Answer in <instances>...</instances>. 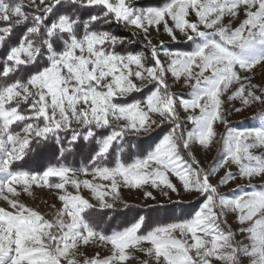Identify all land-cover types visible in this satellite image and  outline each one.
I'll list each match as a JSON object with an SVG mask.
<instances>
[{
	"label": "snow or ice",
	"instance_id": "6c2138e0",
	"mask_svg": "<svg viewBox=\"0 0 264 264\" xmlns=\"http://www.w3.org/2000/svg\"><path fill=\"white\" fill-rule=\"evenodd\" d=\"M30 3L33 9L26 11L22 0H0L4 25L0 26V46L16 27L25 26L18 42L8 49L0 71V193L18 196L14 186L28 194L33 186L48 187L61 193L62 207L53 222L4 196L12 211L0 208V264H124L129 248L145 252L150 264H213L214 260L237 264L240 254L250 257L251 264H264V191H244L230 198L210 182L216 170L230 165L238 168L241 178L264 177V155L252 151L264 148V128L228 129L218 141L220 159L207 170H201L198 161L185 159L181 151L187 152L193 143L210 148L215 141L214 123L224 122L220 97L230 84L241 80L236 69L251 71L264 63V0H169L162 7L147 8L136 7L130 0ZM63 4L69 9L56 15ZM81 9L97 11L82 19L78 14ZM241 11L244 19L239 27L230 29L222 23L226 16L237 17ZM52 15L56 18L46 23ZM191 15L195 21L189 20ZM110 23L130 27L136 36L143 33L148 51L117 52V44L125 41L96 28ZM161 26L173 41L179 32L195 48L190 52L165 50V65L160 59L163 42L153 45L148 35L152 28L159 32ZM41 60H46V65L26 80L8 82ZM168 73L177 80L183 78L191 87L189 98H177L168 91ZM148 85L152 89L143 101L117 102ZM256 88L241 83L229 99L238 98L245 106L264 105V90L258 95ZM177 99L184 111L199 112L187 117L192 125L188 131L177 118ZM22 103L27 111L20 110ZM157 115L161 123L167 121L172 127L154 149L130 163L118 153L109 166L106 161L114 144H120L129 132L152 131L153 126H159L154 118ZM257 116L264 118V109ZM16 124L21 125L18 132L12 129ZM103 129H108V134L98 136ZM62 133L68 135L62 138ZM81 139L95 140L96 148L87 163L74 167L67 156ZM52 140L59 145L56 164L42 173L11 169L33 143ZM170 176L184 191L205 197L188 221L158 225L140 234L144 223L140 217L106 236L84 217L94 205L79 194L81 187L91 192L101 209H110L114 205L106 197L115 201L121 185L137 189L150 185L176 192ZM233 179L236 177L227 172L221 183ZM97 180L109 183L94 182ZM69 186L76 194L67 191ZM150 195L145 192L146 197ZM229 211L236 214L239 224L246 225L241 232L248 234L249 244L243 250L233 234L221 228L220 221ZM94 238L109 244L111 255L100 259L97 254L78 261L80 244L88 245ZM142 244L149 247H137Z\"/></svg>",
	"mask_w": 264,
	"mask_h": 264
},
{
	"label": "rangeland",
	"instance_id": "374dc122",
	"mask_svg": "<svg viewBox=\"0 0 264 264\" xmlns=\"http://www.w3.org/2000/svg\"><path fill=\"white\" fill-rule=\"evenodd\" d=\"M145 1L148 2L149 5L140 8L153 7L152 6L153 3H155L156 1L159 2L158 0H130V3L136 6V3L145 2ZM22 2L25 6L26 11L33 9V5L30 3V0H22ZM38 2L39 0H37V3ZM195 19L196 18L194 15L189 16V20L195 21ZM243 19H244V14L241 11L237 17L226 16L223 19L222 23L224 25H227L230 29H235L239 27ZM169 24L171 25L170 21ZM126 29H128L134 34L135 31L134 29L130 27H126ZM201 30H203V28ZM148 35L153 45L159 46L161 44V41L163 42V48L161 49L160 59L162 60L163 63H165V65H167L168 62L167 57L164 55L165 50L179 51V50H171V48L173 46H179L181 44L188 45L189 43H190L189 50H185L184 52H190L195 48V45L192 42L187 41L186 38L179 32H176L177 39L176 41H173L170 37L167 36L166 33H164L162 26L160 27L159 32H157L155 28L150 29ZM134 39L141 45V47L148 50L147 42L143 38V33H140L138 36L134 35ZM194 71L196 70L194 69ZM236 71L238 72V75L241 77V80L239 82H233L232 84H230L227 91H225L220 97V99L223 101L221 106V114H222V120L224 122L217 121L213 125L215 131V141L211 144L210 148L208 149H204L198 144L193 143L190 145V149L187 151L190 161L191 160L198 161L201 170L209 169V167L214 162L220 159L221 152H220V144L218 143V141L223 135L226 134V131L228 129H231L233 131H237V130L250 131L254 129L264 128V118L257 116V113H259L262 109H264V105L253 104L251 106H245L241 103L240 99L238 98L229 99V96H231L239 88L241 83H243L246 87H249L250 85L253 84L256 85L257 88L255 89V91L258 95L261 93V90H264V63L257 65L251 71H242L239 68H237ZM165 79L168 85V91L170 93L175 94L177 98L180 96L189 98L191 87L186 84L183 78L177 80L174 77H172L171 73H168ZM137 83L139 84V81H137ZM149 87H152V85H148L142 91H136L135 93L140 95L144 90L149 89ZM139 97H138L139 98L138 101H143L145 99V97L141 95ZM25 107L26 108L24 109L27 111V105ZM237 109L240 110L237 111ZM176 113H177V118L179 122L184 126L185 131H188L192 128V125L187 122V117L189 115L199 114L198 110H196L195 112L191 110H189L188 112L184 111L183 108L179 107L178 99H177ZM154 118L157 120L159 126L167 122L164 121L163 123H161L160 122L161 118L158 115L155 116ZM119 123L122 124L123 121ZM159 126H153L152 131ZM73 127H76V125H73ZM149 133H141L139 135H136L132 132H129L127 134L136 135V136H145ZM252 151L254 155H264V148H257V149H253ZM227 172H231L236 177V179L230 180L226 184H222L221 180L223 179V177ZM79 179L92 180V177L80 176ZM170 179L177 188L176 192H172L171 190L166 188H152L150 185H146L139 189L128 188L121 185L119 187L118 198L115 201H113L111 197H106V199L109 202L113 203L114 205L110 209L113 211H121L130 206L146 209V208L154 207L156 205L174 204L176 202L186 204V203H191L193 201L202 200L201 204L196 210L197 212L204 203L205 197L195 191H191V192L184 191L183 186L174 176H170ZM94 182L109 183L99 180ZM210 182L218 188V191L221 194H224L230 198L239 195L241 192L244 191H264V177L257 176L251 179L241 178L239 176V170L235 165L226 166L224 168H219L218 170H216L215 174L210 177ZM14 187H16V190L19 193V195L12 196L6 191L0 193V208H4L8 211H12V209L9 207V205L3 198L4 196H8L11 199H15L18 202L23 203L26 207L35 210L37 213L42 215L46 220L53 222L55 221L56 214L58 210L61 209L62 207V203L58 199V196L61 193L58 190L50 189L48 187L33 186L30 190L31 194H28L23 192L21 186H14ZM67 191L69 193L76 194L75 190L70 186L68 187ZM145 192H148L151 195L146 197ZM79 194L84 199L88 200L90 204L94 205L93 207L94 209L103 210L99 207L98 202L93 198L89 190L81 187ZM193 217L194 215L191 217V219ZM64 220L65 222H67L68 218L64 217ZM220 224H221V228L224 231H230L233 234L234 241L241 247L242 250L248 246L249 244L248 234L241 232V228L246 227V225H241L238 223L235 213L230 211L226 212L225 215L222 217ZM137 247L147 249L149 245L142 244ZM97 254H99L100 259L109 257L111 255V246L107 243L99 241L98 238H94L92 241H90L88 245H84L83 243L80 244L79 250L76 254V259L82 262L85 258H92L97 256ZM126 254L129 256V259L126 260L124 264H150L151 258L148 255H146L145 252L143 251L129 248L128 250H126ZM213 264H221V262L214 260ZM237 264H251V258L243 254H240Z\"/></svg>",
	"mask_w": 264,
	"mask_h": 264
},
{
	"label": "trees",
	"instance_id": "16d2710c",
	"mask_svg": "<svg viewBox=\"0 0 264 264\" xmlns=\"http://www.w3.org/2000/svg\"><path fill=\"white\" fill-rule=\"evenodd\" d=\"M152 4L153 7H160L169 0H158ZM148 2H139L136 3L137 7H146ZM68 4H63L58 6L59 11L56 12V15L64 13L69 9ZM96 9H81L79 15L82 19H87L88 16L96 14ZM55 12V10H54ZM56 15L49 17L46 23H51L53 19L56 18ZM0 26H4L3 22H0ZM97 30H104L121 37L125 43L123 45L117 44L115 50L119 53L125 52H140L145 53L148 50L141 47V45L134 39V34L126 29L122 24L110 23V24H98L96 26ZM25 26L21 25L16 27L13 30L11 36H9L0 46V71H2L3 61L6 57L8 49L18 42L19 37L23 34ZM190 43L188 45L181 44L179 46H173L171 50L185 51L189 50ZM58 50H62V44H58ZM46 65V60H41L38 65L29 66L27 71H21L14 76H11L8 82H12L13 79H23L26 80L29 75L39 70ZM152 87L146 89L140 94L143 97H146L151 91ZM139 94L133 92L124 99H119L118 103H131L133 101H138L140 96ZM139 97V98H138ZM26 105L21 104V111H26L24 108ZM172 125L168 122L157 127L155 130L150 132L145 136H136L126 134L123 141L120 144H114L109 158L106 163L109 166H112L117 158L119 157L125 162L130 163L136 158H143L151 152L159 140L166 134ZM21 125L16 124L12 126L13 131L20 130ZM108 129L99 130L97 135L104 136L108 134ZM68 135L67 133H62V138ZM122 147V151L119 149ZM96 148L95 140L91 142H84L82 139L77 145H75L74 151L71 154H68L67 158L74 167H80L82 164L87 163L90 155L93 153ZM182 151L185 159L190 161L188 152ZM59 156V145L55 143L54 140L47 143L31 145V149L27 151V154L22 160L15 161L11 165L13 171L17 170H26L34 173H42L50 165H54L58 162ZM202 200L193 201L191 203H174L166 205H156L151 208L142 209L135 206L127 207L121 211H113L111 209L97 210L94 208L88 209L84 213L85 219L92 224L98 232L104 235H110L115 231L123 230L124 228L130 226L132 223L136 222L140 217H144L143 227L140 234H146L148 231L153 229L158 225H167L175 222H184L194 215Z\"/></svg>",
	"mask_w": 264,
	"mask_h": 264
}]
</instances>
